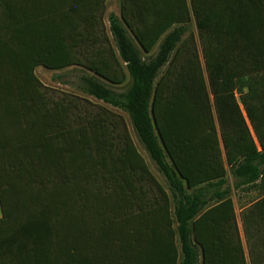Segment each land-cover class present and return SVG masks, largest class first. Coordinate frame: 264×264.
Segmentation results:
<instances>
[{
	"label": "trees",
	"instance_id": "obj_1",
	"mask_svg": "<svg viewBox=\"0 0 264 264\" xmlns=\"http://www.w3.org/2000/svg\"><path fill=\"white\" fill-rule=\"evenodd\" d=\"M119 1L0 0V264H264V0Z\"/></svg>",
	"mask_w": 264,
	"mask_h": 264
},
{
	"label": "rangeland",
	"instance_id": "obj_2",
	"mask_svg": "<svg viewBox=\"0 0 264 264\" xmlns=\"http://www.w3.org/2000/svg\"><path fill=\"white\" fill-rule=\"evenodd\" d=\"M121 4L119 0H108L107 2V12L105 15V20H108V17L112 14L118 18L121 16ZM190 31L196 34V27L193 23V25L190 27ZM156 55V50L146 56L147 60L153 59ZM37 75L40 78V80L47 85L48 87L55 88L61 91H67L76 93L79 95L88 96L89 92L91 90L90 87V80H94L95 83H99L100 85L104 86L108 90L116 93V94H126L128 93L129 89L132 86V79L129 78L127 82L120 86H111L106 81L100 80L96 77H94L91 73L88 71L78 68V67H71L63 70L58 71H51L47 70L44 67H41L37 70ZM123 113L126 115L128 114L126 111L122 110ZM133 138L135 140V143L140 150V152L146 157L147 162L150 166L151 172L154 174V176L158 179V181L163 185L165 188H167V183L164 178V176L161 174V172L158 170L156 164L150 159L148 154L146 153L144 146L140 142L138 136L132 129ZM233 176L229 175V184L232 187V198L235 203L236 211H237V218L240 225V213L241 208L244 205H247L248 202L256 199L258 197V193L255 190L252 191H245V192H239V189H236L233 187ZM168 189V188H167ZM200 264V262H199Z\"/></svg>",
	"mask_w": 264,
	"mask_h": 264
},
{
	"label": "crops",
	"instance_id": "obj_3",
	"mask_svg": "<svg viewBox=\"0 0 264 264\" xmlns=\"http://www.w3.org/2000/svg\"><path fill=\"white\" fill-rule=\"evenodd\" d=\"M107 2H108V0H106V5H107ZM105 23L107 26H109L108 20L107 21L105 20ZM110 37H111V35H110ZM0 53H1V51H0ZM0 67H3V68H0V86H7L8 89L12 86H15L13 74H12L11 68H10L11 66L9 65L8 59L6 56L1 55V54H0ZM39 68H40V66H37L35 68L34 73L37 76V78L40 80V78L37 75V70ZM130 130H131V128H130ZM131 132H132V130H131ZM0 217H2L1 208H0Z\"/></svg>",
	"mask_w": 264,
	"mask_h": 264
}]
</instances>
